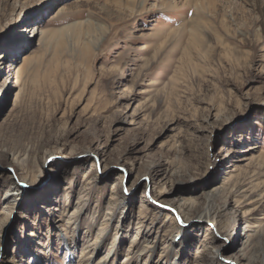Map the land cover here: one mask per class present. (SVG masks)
<instances>
[{
  "label": "rangeland",
  "instance_id": "obj_1",
  "mask_svg": "<svg viewBox=\"0 0 264 264\" xmlns=\"http://www.w3.org/2000/svg\"><path fill=\"white\" fill-rule=\"evenodd\" d=\"M1 57L0 264H264V0H0Z\"/></svg>",
  "mask_w": 264,
  "mask_h": 264
},
{
  "label": "bare ground",
  "instance_id": "obj_2",
  "mask_svg": "<svg viewBox=\"0 0 264 264\" xmlns=\"http://www.w3.org/2000/svg\"><path fill=\"white\" fill-rule=\"evenodd\" d=\"M3 59H4V57H1L0 58V61H3ZM10 191L11 190H9V192ZM9 192L6 194L7 199H10V197H11V196H8ZM221 208H224V205ZM218 214H220L219 209L218 210H215V209L211 208V211L210 212L207 211V214L201 215V217L196 218L195 223H198L199 224V223L202 222V220H205L207 222H211L213 224L214 223H217L216 222V218H217ZM198 224H196V227H200ZM239 237H240L239 241H240V245L241 246L246 245V243H248L250 241V239H252V238H254L256 240L263 239V237L260 234H258V233H255L253 236L247 235V234H241V235H239Z\"/></svg>",
  "mask_w": 264,
  "mask_h": 264
}]
</instances>
